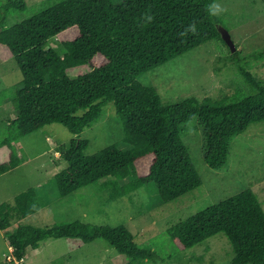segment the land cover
I'll list each match as a JSON object with an SVG mask.
<instances>
[{"label": "trees", "instance_id": "1", "mask_svg": "<svg viewBox=\"0 0 264 264\" xmlns=\"http://www.w3.org/2000/svg\"><path fill=\"white\" fill-rule=\"evenodd\" d=\"M215 1L59 0L7 26L11 13L28 6L25 0H0V61L14 58L24 83L5 105L16 116L7 121L0 141V175L22 163L17 141L52 123L64 125L75 136L57 149L68 163L55 175L61 196L103 181L109 199L117 200L152 183L161 201L168 203L200 187L202 177L181 138L183 125L193 120L203 130L205 163L214 170L227 166L233 139L264 121V79L250 71L239 51L233 53L222 38L218 17L207 11ZM192 23L196 34L181 36ZM53 39L58 48L49 46ZM214 40L223 42L225 52L236 58L245 89L219 100L189 96L164 104L155 88L138 80ZM111 103L132 147L109 146L89 155V141L81 133ZM40 209L34 187L13 203H0V232L17 260L45 239L79 237L85 243L104 239L130 258L127 264L159 263L156 251L136 243L124 225L23 222ZM167 233L181 251L222 234L232 247L229 264H264V208L251 188L178 222Z\"/></svg>", "mask_w": 264, "mask_h": 264}, {"label": "rangeland", "instance_id": "2", "mask_svg": "<svg viewBox=\"0 0 264 264\" xmlns=\"http://www.w3.org/2000/svg\"><path fill=\"white\" fill-rule=\"evenodd\" d=\"M25 1L27 9L11 13L7 26L28 19L59 0ZM215 3L226 9L217 16L218 28L230 31L239 51L237 55L250 71L264 79V0H217ZM49 46L58 48L56 39ZM225 51L223 42L214 40L140 75L138 80L155 88L164 104L189 96L219 100L239 88L245 89L236 58ZM23 86V74L16 60L0 61V141L6 135L7 121L16 116L8 113L5 105ZM74 137L64 125L52 123L17 141L22 163L0 175V203H13L20 193L36 188L41 209L24 218V223L47 226L80 220L112 227L124 225L132 231L136 243L156 251L158 264H229L233 252L224 235L213 236L181 251L176 249L167 229L247 188L258 194L264 208V121L233 139L229 162L221 170L211 169L203 159L204 136L199 123L193 120L184 124L181 138L189 147L203 183L168 203L161 201L152 183L117 200L109 199L110 191L103 188V181L61 196L55 175L68 163L57 149ZM81 138L89 141L86 151L89 155L109 146L132 147L125 139L123 120L116 114L113 103L81 133ZM9 257L14 261H9ZM129 261L130 258L102 238L85 243L79 237L45 239L38 248L29 249L20 261L14 257L5 234L0 232V264H127Z\"/></svg>", "mask_w": 264, "mask_h": 264}, {"label": "clouds", "instance_id": "3", "mask_svg": "<svg viewBox=\"0 0 264 264\" xmlns=\"http://www.w3.org/2000/svg\"><path fill=\"white\" fill-rule=\"evenodd\" d=\"M207 11L211 16H219L220 14H222L223 12L226 11V9H224L220 4L213 2L212 4L207 6ZM147 20L151 21L153 19V17L151 16H147L146 17ZM196 25L195 23L190 24L183 33H180L181 36L187 35L189 32H191L192 34H196ZM12 248V247H10ZM13 251V248H12ZM21 261V260H20Z\"/></svg>", "mask_w": 264, "mask_h": 264}, {"label": "water", "instance_id": "4", "mask_svg": "<svg viewBox=\"0 0 264 264\" xmlns=\"http://www.w3.org/2000/svg\"><path fill=\"white\" fill-rule=\"evenodd\" d=\"M219 32L222 35V38L224 39V41L229 45V47L231 48L232 52H236L237 51V47L235 45V42L232 38V35L230 33V31L228 29H226L225 27H220L219 28Z\"/></svg>", "mask_w": 264, "mask_h": 264}, {"label": "built area", "instance_id": "5", "mask_svg": "<svg viewBox=\"0 0 264 264\" xmlns=\"http://www.w3.org/2000/svg\"><path fill=\"white\" fill-rule=\"evenodd\" d=\"M8 259H9V261H11V262L14 261L13 257H9Z\"/></svg>", "mask_w": 264, "mask_h": 264}]
</instances>
